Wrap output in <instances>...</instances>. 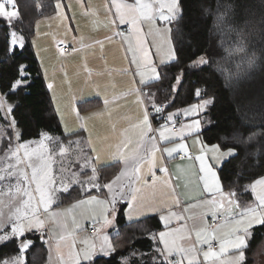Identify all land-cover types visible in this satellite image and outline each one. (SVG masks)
Segmentation results:
<instances>
[{
    "label": "crops",
    "instance_id": "0c3cea01",
    "mask_svg": "<svg viewBox=\"0 0 264 264\" xmlns=\"http://www.w3.org/2000/svg\"><path fill=\"white\" fill-rule=\"evenodd\" d=\"M116 2L134 7L150 4L149 0ZM151 5V18L138 17L133 25V11L123 8L125 22L121 23L113 0H57L50 13L36 23L34 52L59 119L61 137L83 145L82 164L73 167L83 183L69 189L80 188L85 197L67 205L72 210L70 226L64 218L55 219L60 237L50 236V255V247L58 249L72 243L85 247L78 249L82 256L79 264L92 262L108 251L107 245L121 226L155 217L162 228L156 233L167 234L168 246L182 248L190 244L185 253H179L181 258L198 253V246L207 242L208 249L212 243L218 245V249L211 248L217 253L239 254L226 242L245 234L247 225L234 227L235 219L244 218L246 210H234L236 200L223 188L219 170L232 156L226 157L222 153L227 151L204 142L201 133L208 123L204 113L200 116L192 105L168 114L157 126L149 118L147 88L161 79L162 66L176 60L172 29L160 18L159 7ZM60 44L70 51L59 49ZM145 111L150 130L142 123ZM138 146L143 159L138 162L139 171H134L121 153L127 155ZM168 149L174 150L171 155ZM97 156L99 162L94 159ZM89 161L97 167L95 179H90L93 172ZM205 165L218 174L221 192H209L205 187ZM78 202H82L89 217L82 224L73 217ZM55 212L58 217L60 210ZM218 215L225 221L210 226L209 219ZM91 224L97 225L95 235L89 234ZM259 226L254 222L248 229L244 264L250 258L248 249ZM106 235L110 243L102 242L101 237ZM94 239L97 245L92 246ZM155 245L152 241L150 252ZM263 246L264 239L257 255ZM96 247L99 250L94 251ZM93 253L96 255L92 261L84 259ZM169 256L166 261L171 264L173 255Z\"/></svg>",
    "mask_w": 264,
    "mask_h": 264
},
{
    "label": "trees",
    "instance_id": "16d2710c",
    "mask_svg": "<svg viewBox=\"0 0 264 264\" xmlns=\"http://www.w3.org/2000/svg\"><path fill=\"white\" fill-rule=\"evenodd\" d=\"M56 1L15 0L18 17H0V96L11 106L22 141L39 139L43 133L63 134L33 47L36 23L50 13ZM238 3L243 6L229 11L228 5ZM179 5L181 12L172 24L176 60L162 66L161 79L148 86V107H164L154 118L157 125L170 113L210 101L202 138L224 151L235 149L237 155L219 170L222 185L225 191L251 200L248 187L264 178V0H179ZM13 33L23 38L22 46L12 47ZM201 57L207 63L198 64ZM3 123L9 127L0 108V125ZM68 192L64 204L85 197L80 188ZM161 229L156 217L121 226L125 248L81 264H123L135 252H150L151 233ZM254 231L250 258L264 239V225ZM29 237L32 243L25 264H46V239ZM19 254L17 239L0 245V263Z\"/></svg>",
    "mask_w": 264,
    "mask_h": 264
},
{
    "label": "rangeland",
    "instance_id": "374dc122",
    "mask_svg": "<svg viewBox=\"0 0 264 264\" xmlns=\"http://www.w3.org/2000/svg\"><path fill=\"white\" fill-rule=\"evenodd\" d=\"M150 4H156L160 7L161 2H169V0H149ZM179 5V0H178ZM155 6V5H153ZM156 7V6H155ZM8 10V9H7ZM11 11V10H9ZM181 8L179 5V11L176 13V17L180 14ZM164 15H169L167 9L164 10ZM175 19L166 20V24H168L172 29V24ZM165 21V20H164ZM16 36V42L13 43V35H12V47L21 46V37H18L16 33H13ZM23 45V38H22ZM198 64H201L200 61ZM206 102V101H205ZM205 102L198 103L194 105V110L198 112L201 116L202 113L206 111ZM163 107V106H162ZM0 108L2 109L6 120H8L9 127H6V124L3 123L0 125V174H5L3 170L9 164L15 165L14 169H9V171H16L15 176L8 177L5 175V179L0 181V237L7 236V239H0V245L5 244L13 239H17L20 242L21 254L18 256L9 258L1 262L0 264H25L26 262V252L31 245V240L29 236L41 235L46 239L47 246L49 247L52 241L50 240V236L54 238L60 237L56 228V218L67 221L68 226H70V219L72 218V210L67 208V205L71 203L64 204L66 199V195L69 194V188L75 184H81L83 181L78 176H75L76 170L73 168L75 164L81 165L80 161V153H82L83 145L80 141H70L63 140L61 136H53L48 133H43V135L39 139H33L28 141H22L20 139V133L13 122L11 116V106H9L5 99L0 96ZM184 110V109H183ZM181 110V111H183ZM199 111L201 113H199ZM185 112V111H184ZM183 112V113H184ZM157 126V125H156ZM50 138V139H49ZM5 145V146H4ZM20 145H26V148L19 147ZM9 147L13 150L19 147V156L21 158V163L17 165L16 158L12 156V154L8 151ZM61 149H67L65 152H61ZM25 151L29 153H35L31 157V164L36 165L39 160V156H43L48 160L51 168V180L52 183L48 184L47 181H42L41 186L43 187L47 197H50L51 203L48 207H45L44 199L41 197V191L37 188V182L32 179V168L29 167V158L25 156ZM228 152V151H227ZM230 159V158H229ZM228 159V160H229ZM23 170L27 172L29 177L28 182H22V177L19 176V172ZM76 179V180H75ZM264 179V178H262ZM87 181V180H84ZM20 182L21 193L15 192V187L17 183ZM89 183V182H88ZM87 183V184H88ZM86 184V185H87ZM98 185V184H96ZM67 187V191H64V188ZM252 187H248V191L251 192L253 198L251 200H247L244 198H237L238 196L234 193L232 195L236 200V208L234 210L244 209L246 210L244 218L235 219V227L248 225L249 221L252 219L247 209L249 208H258L259 200L257 199L258 195L261 192H264V186L257 185L255 189H251ZM27 189L31 193L32 199L25 205L24 201L28 199V197L23 195V190ZM75 203V202H72ZM72 205V204H71ZM249 207V208H248ZM20 209V213H17L16 210ZM57 210H60L58 213V217L55 215ZM260 210V209H258ZM23 213H27V215H23ZM19 215V219L16 216ZM73 217H77L78 224L85 223L87 221L88 214L84 211V207L82 203H78L75 207V211L73 212ZM37 221L42 222L38 224ZM22 224L24 226V230L22 233L17 232L12 234L13 226ZM254 224V222H253ZM96 225V224H95ZM150 225V224H149ZM97 226V225H96ZM141 226H146L141 225ZM62 232V231H60ZM118 231L116 230V233ZM119 234V235H118ZM116 236L113 237V241L110 243L109 235L102 236V242L108 241L107 249L108 251H104L101 255L108 257L112 255V251H116V249L125 248L126 245L121 243L122 238L125 235L120 231ZM150 236V239L156 244V249L150 253L143 252H135L130 257L123 259V264H137L133 262L137 260L139 263L152 262L158 263L166 261L165 257L170 258L169 255H173L170 262L171 264H175L176 261H181V264H189V261L192 264H244V262L237 261V257L239 254L235 255H225L217 253V255L211 260H205L204 253L209 249L207 248V244L199 245V252L196 254L188 255L186 258H181V254L176 251V249L181 248L176 245L170 244L165 247L166 236L164 239L160 238V233L153 234ZM246 237V235L244 234ZM82 238H86L83 235ZM111 238V237H110ZM112 239V238H111ZM246 239V243L248 246V240ZM206 240V239H205ZM158 248H157V244ZM262 243V242H261ZM261 243L256 247L254 253L250 258L249 264H264V246L260 249V255H257V250ZM25 245H27L25 247ZM91 245H97L96 239L91 242ZM190 244H187V247ZM87 247V246H86ZM187 247H182L183 249ZM83 246H75L74 244L64 243L57 248L50 247L51 255L49 254V260L46 264H79V259H82V256L79 255L78 249H84ZM165 248V249H164ZM246 248V247H245ZM243 248V252L244 249ZM99 250L98 247L94 249ZM111 250V252H110ZM171 250L169 253L168 251ZM186 250V249H185ZM240 253V250L237 249ZM103 251V249L101 250ZM112 253V254H111ZM92 255H87L90 259L85 260L92 261ZM100 255V252L97 254ZM244 256L246 254L244 252ZM256 256V259H255ZM99 257V256H96ZM185 259V260H184ZM247 259V258H246ZM186 261V262H185ZM246 262V261H245ZM86 263V262H85Z\"/></svg>",
    "mask_w": 264,
    "mask_h": 264
},
{
    "label": "snow or ice",
    "instance_id": "6c2138e0",
    "mask_svg": "<svg viewBox=\"0 0 264 264\" xmlns=\"http://www.w3.org/2000/svg\"><path fill=\"white\" fill-rule=\"evenodd\" d=\"M113 2L116 3V11L120 15V22L121 23L125 22V12L122 10L123 8H127V9H130L133 11L134 14L130 15V19H131V22L133 25L136 24L138 17L151 18V12H152V5L151 4H139V5L134 7L133 5H121L120 3H117L116 0H113ZM6 3L11 5V7H12L11 11L6 9ZM242 6H243L242 4L238 3L236 5L230 4L227 7H228L229 11H234V8H240ZM165 9H167V12L169 13V15H164ZM178 11H179L178 0H169V2H167V3H165V2L160 3L159 12H160V18L161 19H164V20L175 19L176 13ZM18 15H19V13H18V10L16 9L15 0H4V2H0V17L14 18V17H18ZM234 15H235V13H234ZM223 19H224V16L222 15L220 17L221 22H223ZM262 23H264V21H262ZM15 42H16V36H15V34H13V43H15ZM21 46H22V38H21ZM251 62L252 61L250 60L249 63L251 64ZM200 63H207V61L203 57H201ZM237 67H239V65ZM153 72H155V69H153ZM17 83H19V81H17ZM197 94H199V91ZM209 102L210 101H206L205 103H209ZM156 111H160V109L157 108ZM142 123L144 125L149 126V130H150L149 118H148L147 111H145V113H144ZM196 127H198V122H196ZM128 143H131V141H128ZM19 147L26 148V145H20ZM19 147L15 150H13L11 147H9V149H8V151L12 154V156H14L16 158L17 165L21 163V158L19 156ZM179 147H184V146L180 145ZM215 147L218 148V146H215ZM65 151H67V149H61L62 153ZM166 151H168L169 155H171L172 151H174V150L168 149ZM34 154L35 153H29V152L25 151V156H27L29 158V167L32 168V179L37 182V188L40 189L41 197L44 199L45 207L47 208L48 205L51 203V200H50V197H47V194L45 193L43 187L41 186V182L47 181L48 184L52 183L51 175H50L51 168H50V164H49L48 160L45 159L43 156H39L38 157L39 162L36 165H32L31 164V157ZM222 155H224L226 157L227 156H235V155H237V153H236L235 149H229L228 152L222 153ZM121 156L123 157V160H124L126 165L129 164V162H131L132 166H133V170L139 171L138 162L143 159V157L139 153V146L127 155L121 153ZM94 159L97 162H99L98 156L95 157ZM200 159L203 162V157H201ZM89 165L91 166V170L93 172V176L90 179H95L97 167L95 164H92L91 161H89ZM203 167H204V171H205V177H204L205 187L207 188V190L209 192H213V191L221 192L222 191V185L220 183L218 174L209 166L205 165ZM14 168H15V165H11V164L7 165L5 167V169L3 170V172L5 174H0V181H3L5 179V175H7L8 177L15 176L17 174L16 171H9V169H14ZM164 171L166 172L167 169H164ZM120 175L121 176L125 175V172L122 171L120 173ZM19 176L22 177V182L30 183L27 172L21 170L19 172ZM119 178L120 177L118 176L117 179H119ZM209 180L211 182H209ZM257 185L264 186V179L257 180L253 185H251V187L253 189H255ZM107 187L111 188V185H107ZM67 190H68L67 187H65L64 191H67ZM21 191H22V189L20 186V182H18L16 187H15V192L21 193ZM23 195L28 197V199L24 201L25 205H27L28 202L32 199L31 193L27 189H24ZM232 195H234V193H229V196H232ZM133 198H135V197H133ZM92 199L95 200L96 197H92ZM257 199L259 200L258 208L247 209V211L250 214L252 219L249 221L247 227H245L243 229L245 235L248 234V229L253 226V222H255L256 224L264 225V192H261V194L258 195ZM231 202L232 201H230V203ZM78 203H82V202H78ZM219 207L223 208L224 207L223 203H220ZM258 209H260V210H258ZM16 212L20 213V209H17ZM23 215H27V213H23ZM16 218L19 219L20 218L19 215H17ZM37 223L41 224L42 222L37 221ZM23 230H24V226L22 224L15 225V226H13L12 234H15L17 232L22 233ZM165 235H167V234L166 233H160V238L164 239ZM197 235H199V233ZM7 238H8L7 236L0 237V239H7ZM226 243H229L232 245L233 248L240 250L239 256L237 257V261L242 262L245 260L244 252L242 249L247 247V243H246V239H245L244 235H237L235 237L234 241L229 240ZM26 246L27 245H25V247ZM165 247H167V242H165ZM222 250H223V244H222ZM176 251L179 253H185L186 252V250L183 248H178V249H176ZM216 255H217V253L213 249H211V247H209V250L204 253V258H205V260H211ZM85 258L90 259V257H87V256ZM165 260H167V257H165ZM5 264H7V262H5ZM175 264H181V261H176ZM189 264H192V262L189 261Z\"/></svg>",
    "mask_w": 264,
    "mask_h": 264
},
{
    "label": "built area",
    "instance_id": "2783aa9c",
    "mask_svg": "<svg viewBox=\"0 0 264 264\" xmlns=\"http://www.w3.org/2000/svg\"><path fill=\"white\" fill-rule=\"evenodd\" d=\"M2 2H4V0ZM6 8L12 9L11 5L7 4V3H6ZM59 49L65 51V52H69L70 51V48L67 47L64 44H60L59 45ZM148 109H149V112H148L149 113V118H150L152 124L154 126H156L155 123H154V118L160 111H162L164 109V107H162V106L159 107L160 111H156V108L155 109L148 108ZM181 122H182V119L178 120V123H181ZM224 221H225V218L223 216H220V215L209 219L210 226H217V225L221 224ZM97 230H98V228H97V226L95 224H91L89 226V234L95 235L97 233ZM209 246L211 248H213V249H218V245L216 243H212Z\"/></svg>",
    "mask_w": 264,
    "mask_h": 264
}]
</instances>
